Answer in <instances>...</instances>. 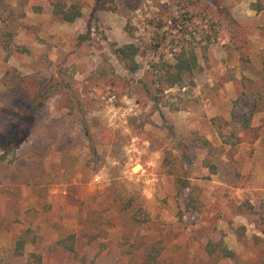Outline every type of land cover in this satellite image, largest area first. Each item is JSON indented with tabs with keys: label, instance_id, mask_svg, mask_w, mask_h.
Instances as JSON below:
<instances>
[{
	"label": "rangeland",
	"instance_id": "1",
	"mask_svg": "<svg viewBox=\"0 0 264 264\" xmlns=\"http://www.w3.org/2000/svg\"><path fill=\"white\" fill-rule=\"evenodd\" d=\"M0 264H264V0H1Z\"/></svg>",
	"mask_w": 264,
	"mask_h": 264
},
{
	"label": "trees",
	"instance_id": "2",
	"mask_svg": "<svg viewBox=\"0 0 264 264\" xmlns=\"http://www.w3.org/2000/svg\"><path fill=\"white\" fill-rule=\"evenodd\" d=\"M1 1V0H0ZM260 5V4H255ZM261 7H259L260 9ZM54 14L61 17V19L65 21H74L78 17L82 15V11L76 4L72 3L70 6H66L59 2L55 3L54 6ZM117 53L124 65L129 69L131 73H135L139 69V62L137 60V55L139 53V47L134 43H127L117 48ZM197 58L194 53L189 52L188 50L181 51L177 56V62L172 64L164 71V82L169 87L173 86H189V84L195 85V82L192 78L187 82V75L192 74L198 68ZM192 79V80H191ZM26 116H22L19 118V124H22V121ZM16 123L17 131L19 129V124ZM17 131H15L14 136L17 135ZM215 246L211 248L210 252H214L215 248L219 250H223V256H233L234 252L227 248L224 245L223 241H218L213 243ZM69 250H74L75 248L72 246L68 248Z\"/></svg>",
	"mask_w": 264,
	"mask_h": 264
}]
</instances>
